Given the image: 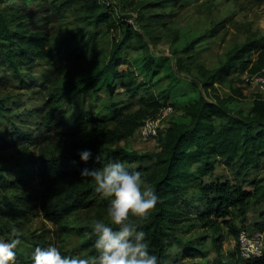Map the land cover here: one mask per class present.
Listing matches in <instances>:
<instances>
[{"label": "rangeland", "instance_id": "rangeland-1", "mask_svg": "<svg viewBox=\"0 0 264 264\" xmlns=\"http://www.w3.org/2000/svg\"><path fill=\"white\" fill-rule=\"evenodd\" d=\"M98 1L110 9L116 27L103 23L92 31L82 0H0L13 26L33 36L34 48L31 58L16 57L15 71L0 44V171L4 169L0 174V239L7 240L11 230H17L21 244L14 264H31L34 248L48 244H56L64 255H93L92 221L107 222L108 200L95 191L94 181L78 177L45 185L38 163L42 158L72 157L77 148L97 145L102 129L114 130L124 114L135 113L141 114L135 132L116 142L106 136L103 145L140 154L158 152L160 136L144 140L141 126L167 106L173 112L163 120L162 130L184 117L185 106L200 94L207 100L220 99L233 114L242 116L251 112L257 99L264 101V91L255 82L264 69L260 51L254 50L247 64L229 72L221 68L246 42L264 44V0ZM121 18H128L129 24L133 21L132 30L141 34L145 46L124 47L119 54L123 63L118 69L132 73L134 81L147 89L131 97L118 83L115 96L101 91L96 96L74 98L61 106L54 123L48 125L45 119L54 107L48 101L51 91L108 60L114 40L121 39L127 29ZM84 32L94 35L85 46L78 41V33ZM36 37L41 40L35 42ZM150 57L156 61L152 70L147 68ZM203 84H209V88ZM166 89L168 102L154 115L148 93L159 94ZM97 119L101 120L100 126L95 123ZM59 120L66 124L50 128ZM185 121L189 123V119ZM68 128L80 131L76 142L64 136ZM214 162V173L220 180L236 178L234 168L224 160ZM199 165L193 162L192 169ZM133 167H147L141 172L148 181L152 172L149 164L135 163ZM214 178L205 176L204 181ZM247 178L252 183L244 189L255 191L256 196L249 200L247 217L235 216L234 225L240 233L254 230L262 232L264 238V160ZM70 191L84 197L85 203L64 220L50 221L45 206L67 199ZM189 192L194 194L195 188ZM196 210L188 203L181 208V220L174 228L165 225V264H264V258H243L239 237L225 224L220 225L219 232L207 227L196 218ZM148 217L134 218V222L147 221Z\"/></svg>", "mask_w": 264, "mask_h": 264}, {"label": "trees", "instance_id": "trees-1", "mask_svg": "<svg viewBox=\"0 0 264 264\" xmlns=\"http://www.w3.org/2000/svg\"><path fill=\"white\" fill-rule=\"evenodd\" d=\"M82 4L89 12L86 16L92 31L103 23L111 28L116 27L112 14L109 13L110 9L107 10L98 0H82ZM127 20L128 18H121L122 23L127 24V29L121 39L114 40L110 56L102 66L94 65L85 75L71 79L66 86H58L51 91L48 101H51L54 107L49 109L51 113H48L49 117L45 119L48 125L54 123L61 106L73 102L74 98L96 96L101 91H106L110 97L115 96L118 83L131 97L136 96L138 90L147 89L143 83L134 81L132 73L118 69L123 63L119 59V54L124 47L145 46L141 34L136 29L132 30L133 26ZM91 32L78 33L79 43L83 46L90 44L94 37ZM32 37L27 32L14 27L12 20L0 6V44L5 51L7 61L15 71L18 69L16 57L31 58L34 50L31 46ZM38 39L41 40V37H36L35 42ZM254 50L261 52L259 59L264 61V44L259 46L256 40H250L223 64L222 71L229 72L240 64H247V58ZM155 65L156 61L150 57L147 68L152 70ZM203 87L209 88V84H203ZM168 99L169 89L159 94L148 93V101L154 109V115L168 102ZM216 99L217 101L207 100L200 94L193 103L187 104L184 117L173 121L165 130H159L161 149L158 152L140 154L124 147L109 148L103 145L106 136L110 137L112 142H116L135 132L140 124L141 114H124L118 121V129L101 130L97 145L77 148L72 157L58 159L56 156H48L39 160L43 184L62 183L78 178L84 167H101L109 159H119L132 167L135 163H147L152 170L148 175V181L154 185L159 200L151 210L148 220L136 224L138 229L146 233L149 251L160 258L161 264H165L166 257L164 227L166 225L174 228L181 220L179 218L181 208L188 203L198 209L195 213L196 218L207 227H215L219 232L220 225L225 224L235 236L239 237L240 231L234 225V218L235 216L246 218L249 200L256 196L255 191L252 193L244 189L246 185L252 183L247 182V177L252 171L259 169L264 160V101L257 99L251 112L242 116L233 114L220 99ZM186 119H189V123L185 121ZM58 122L60 123H55L50 128L58 129L66 124L60 120ZM95 123L100 126L101 120L97 119ZM64 134L65 137H71L76 142L80 131L76 128H68ZM85 148L92 152V156L86 162L79 156V151ZM98 156L99 160H97ZM215 159L224 160L226 165L234 168L236 178L220 180L216 177ZM195 161L200 165L192 169V163ZM136 169L148 170L147 167ZM3 170L1 169L0 174ZM205 176H214L215 180L204 181ZM192 187L195 188V193L191 195L189 189ZM77 195L76 191H70L67 199L45 206V216L53 222L64 220L71 211L85 203L84 197L79 198ZM220 220L222 223L219 222Z\"/></svg>", "mask_w": 264, "mask_h": 264}, {"label": "clouds", "instance_id": "clouds-1", "mask_svg": "<svg viewBox=\"0 0 264 264\" xmlns=\"http://www.w3.org/2000/svg\"><path fill=\"white\" fill-rule=\"evenodd\" d=\"M79 156L86 162L92 152L85 148ZM80 177L94 181L95 191L108 200L107 222L94 219L91 224L95 254L64 255L56 244H48L34 248L31 264H161L149 251L146 233L134 222V218H146L159 200L154 185L143 178L141 170L109 159L101 167H84ZM16 233L13 228L7 240L0 239V264H14L21 244Z\"/></svg>", "mask_w": 264, "mask_h": 264}, {"label": "built area", "instance_id": "built-area-1", "mask_svg": "<svg viewBox=\"0 0 264 264\" xmlns=\"http://www.w3.org/2000/svg\"><path fill=\"white\" fill-rule=\"evenodd\" d=\"M129 22V20H127ZM132 21V20H131ZM130 24L134 25L133 21ZM256 84L264 91V69L255 77ZM173 112L171 106L163 108L154 118H148L141 126V137L144 140L158 137L163 120ZM239 249L243 258L260 260L264 258V238L262 232L246 230L239 235Z\"/></svg>", "mask_w": 264, "mask_h": 264}]
</instances>
